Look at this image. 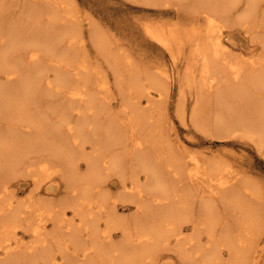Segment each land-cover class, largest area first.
<instances>
[{
	"label": "bare ground",
	"instance_id": "bare-ground-1",
	"mask_svg": "<svg viewBox=\"0 0 264 264\" xmlns=\"http://www.w3.org/2000/svg\"><path fill=\"white\" fill-rule=\"evenodd\" d=\"M200 1L201 7H198V10L200 14L203 13L205 20L208 22V27L205 29V32L203 34H197L199 35V41L196 42L197 46L193 50L195 57L192 61L198 64L200 63V61L202 63L199 77L200 83H198L199 85L197 88L199 91L197 90L198 94H195L197 97H195L196 101L194 100V103L196 104H194L195 106L191 113V121L197 123L199 120L203 119L201 122H205L204 126L207 125L205 127H209V129L211 130L223 129L232 131L244 129L246 132H252L253 134L257 133L263 140L264 58H260L261 61L259 62H253L250 60L243 61L241 64L236 62L238 60L236 58L237 60L235 59L236 61L233 62L234 59L230 56L231 52L226 49L227 45L222 39L223 30L221 28L224 23L232 22V17L237 16L235 15V12H239L241 10L239 9V11H237L240 3L238 5V3L232 4L230 2L228 3L229 6H225L220 10V8H216L215 4L213 6H210V8L207 7L206 4L212 5V3L208 0ZM242 1L244 0H241L240 2ZM244 2L245 7L241 10L242 12L240 13V15L237 16L238 20L244 21L245 19L254 15L258 10H261L263 18H261V21L254 19L255 21H258V24H255L257 25L255 27H259V24H262L264 26V0H247V2ZM222 3L223 1L221 2V4ZM48 4H50V2ZM50 6L51 5H49V7ZM3 7L4 6L0 5V14L4 12ZM62 7H60L61 11L59 12H66L69 9L68 8L65 9L66 11H62ZM37 10L38 9H35L34 11ZM52 10L53 9H51V11ZM69 11L70 10L67 11V14L65 16L59 14V12L56 11L57 13L54 14L51 21H48L49 24L51 23L50 27H48L50 28L49 36L52 39V44L51 40L50 42L47 41L45 44L39 42L38 38H33L32 33L34 31V25L32 22L33 19H31L30 17L29 18L31 19V21L29 19L28 20L29 22H32V24L28 23V25H31V30H28L27 23H23L24 21H20V19L14 20V22L12 21V23L9 22L10 30L9 34H5L6 36L0 29V73H4V77L7 81H13L16 78H20L15 85V87L19 90V92L15 96H12L9 93H4L3 91H1L4 90L3 87L0 86V248L2 246L4 251L3 253L5 255L7 254L6 257L3 256L4 258L0 257V264H24L25 260L28 259L29 260L25 264H37V261L41 260L43 261V264H75V259H77L76 264H145L147 258H150V255H152L159 249H163V247L166 246L170 249H174L179 254H184L186 262H189V264H259V261L257 259L258 254L255 253L259 252L260 250H255V245L253 243H249V241L247 240L252 239V234L255 235L256 232L262 231V212L259 210V206L257 205V203L254 202V194H256L255 191L257 190H252V186L248 184V182H246L248 181V179L244 177L245 179L243 181V177H241L242 179H237V177H230L228 179L218 178L216 183L212 184L210 182V177L212 174L214 175L217 173L215 164H213L214 162L206 159H198L197 156H194L192 154L188 156L186 155L189 158V161L185 162L184 164H186L187 167H191L193 165L196 169L195 173L191 175L189 180L190 182H192L191 184H197V187L189 186L186 188L181 185V187L179 188V185L176 186L169 183L171 179H169V181L166 180L167 178H164L165 180H161V174L157 172L153 173V176L151 175L152 167L148 162L149 160L151 161L154 158H152L150 155L151 159L149 158L148 160V158L146 157L148 150H154L155 148L160 146V148L156 149V151L158 150L159 153L163 154V157L164 152H166V156L169 155L171 158L173 156L175 157V154H172V150L167 154L168 150L165 151L163 149L164 141L160 139L162 136L158 135L162 131L161 128L157 127V124L160 123L161 120V118L159 120V116L163 115L161 111L164 109V104L161 105L163 103V101L161 100V97L163 96L162 92L159 89V94L161 96L158 97V99L162 102H160L161 104H158L159 101L155 100V96L150 91L151 87L145 84L146 81L144 82V85L141 84L143 80H138L140 78H138V74L141 72H138V68L135 69L133 66L130 67L129 71L131 74L127 72V67H123V69L121 68L122 72H120V70H115L117 71L119 77L121 76V74H123V72H127L124 74H130L131 76H127L128 78L130 77L129 79L127 78L128 80H126V78L124 77V80L126 81L119 78L118 86L120 90L123 91L122 98L120 99L122 109L116 114L111 112V100L113 99L111 98L112 92H110L111 89H109V87L107 88V85L105 84L107 75H101V72H99L101 66L98 70L95 69L98 72H94L95 81L93 82H96L95 85H97L98 87V90L95 87L93 88L95 92L94 90L92 91V88H89V85L88 87L85 86L88 83L86 82V79L90 78V76H88L87 74L89 71L86 74H81L88 69H86L85 71L79 70L77 72L78 77H82L81 79H83V83L85 79V85H83L85 86V88L87 87V89L83 88L85 89L84 91L79 89V92L77 91L78 93L74 91L70 92L72 93V96L77 97L74 101L79 102V109H77V107L75 110H77L78 118L80 119L75 123V125L73 124L72 126H70V130L74 131L72 133L74 134V141L78 139L79 134L84 135L82 141L78 144L79 147L76 146L78 150L73 149L75 152L80 151V154L76 156L74 154L75 152H73L72 150H68L66 152L59 151V153H56L45 147V133L44 135L42 134L44 128L42 124L43 119L40 118L42 116H32L30 114V106L34 104H36L37 106V102L40 101L39 99L42 97L39 96V94L42 95L44 90H46L45 87L47 86V88H53L52 82L48 81L45 84L46 86L43 85L45 86L43 89L40 88L39 90H37L34 88L33 90L34 84L33 82H30L31 80H33H30V78H33L30 77L31 74L28 75L30 77V81L26 77V79L21 77L23 74L18 78L19 69L17 70L15 68L16 66L12 67V65H10V62H12V59L15 61L17 57H20L22 59L26 57L25 53L22 54V49L25 51V49L28 48L29 51L27 56L30 60L29 62L31 63H37L39 61L38 58L41 57V51L45 50V52L48 53L54 52L55 50L59 51L58 47L63 43L60 41L66 38L67 39L65 41L71 39L74 33L77 32L78 23H76V25L74 24L75 26L72 24V21L75 22V20H77V18L75 17L76 15L69 14ZM68 14L69 16L71 15V17H75L76 19L74 18L70 20L71 18H69V20L71 21H69L70 23L65 21L68 20ZM59 21H63L62 23L65 24V27L62 30L60 29V31L57 27H62L63 25L57 26L58 24L56 23H59ZM235 22L236 21H233L231 25H233ZM245 25L248 27L251 26L249 25V23ZM81 26L82 24L80 25V27ZM260 27L262 28L261 25ZM147 30V32H149L150 35L156 39V41L159 40L160 42L166 44L168 47L172 46L171 42H173L174 38L171 41V32L167 34L160 29L152 27H148ZM199 31L201 32V30ZM45 32L47 33V31ZM40 33L42 34V32ZM78 33L80 32L78 31ZM190 33L186 35L190 36ZM34 35L36 37V33ZM186 35H184V37H186ZM192 36L193 35H191V39ZM75 37L73 38V40L76 39ZM96 38V42L100 45L99 48L103 49L104 51H108V49L112 48H108L109 45L107 46L105 44V41L100 38V34H98V32ZM181 38H183V36H181ZM178 41L180 42V40ZM70 42H68L69 46L67 44L66 46L64 44L65 42L63 43L67 47V49L68 47L72 49L70 47ZM173 44L175 43L173 42ZM179 44L180 43H177V45ZM106 46L107 48H105ZM72 47L74 48V46ZM67 49L64 48V50ZM191 50L192 48L190 49V51ZM60 51L58 52V55ZM10 56L12 59L10 58ZM61 56L63 58H66V53H62ZM67 56H69V54ZM54 57L55 58L53 59L56 60V55H54ZM105 58L109 59L107 57ZM187 60L189 62L191 59ZM24 61L26 62V60ZM47 62L45 64H48ZM188 62L186 61V64ZM110 63L111 62H109L108 64L110 65ZM15 64H17V62H15ZM23 64L25 65V63ZM188 64L187 65L189 67L192 66V64L190 65V62ZM198 64L195 67H198ZM19 66L21 67V65ZM77 66L79 68L86 67L85 63L82 64V62ZM114 67L116 66L114 65ZM131 68H134V71ZM189 69L187 70L186 75L189 74L193 76L192 74L194 73V71L191 68ZM46 70L45 72L49 73V69ZM41 71L44 70L42 69ZM195 71L198 72V69H195ZM190 72L193 73L190 74ZM170 75H168L167 77L170 78ZM78 77H76V79H78ZM186 78H188V76ZM189 78L191 80V77ZM91 80L92 79H90V82ZM160 81L162 80L160 79ZM168 81L171 82V78ZM168 81L166 82L165 80L164 83L167 84L169 83ZM162 84L161 86H163ZM164 86L167 87V85ZM75 88L78 89V86H75ZM239 89L242 94L241 98H243V100L249 105L248 107L240 108L238 112H233V110L228 106H230L231 104V98L233 94ZM60 91L61 90H59V92ZM32 92L34 93L32 97L29 98L28 96H26L31 94ZM142 96H146L147 106H143V104L141 105ZM255 99H258L259 102H261L260 106L257 105V103L252 102ZM205 100H207V102H205L204 104L203 102ZM157 101L158 103H156ZM218 104L221 106V112L216 114V111H218ZM252 106H254V108H252ZM35 110L36 109H34L32 112L34 113ZM205 112L210 114L208 119L206 117L208 115H204ZM92 113L95 118L91 115ZM212 114H216L213 119H211ZM91 119L92 121L96 120V123H94V121L90 122ZM115 120L118 123H116ZM67 121L68 123H70L69 120ZM20 123L23 124V127L27 128L28 136L24 134L26 133L24 130L18 128ZM93 123L97 124L102 130L93 133V135L95 134L94 136H89L91 137L92 141L94 140V145L92 146L93 155L89 153H86V155H84L83 146L88 141V131L85 130H87L89 125L93 126ZM199 123L200 122H198V124ZM90 126L89 128L92 127ZM99 127L97 128L98 130H100ZM119 134H121L120 136H122V134L124 136L123 138H121L120 142H118ZM132 137L133 142L131 146L133 148L127 146V140ZM161 143L163 145L162 147L160 145ZM119 144L124 146V149H122L120 153L118 151L119 146L117 147V145ZM38 149L39 151L43 150V152L41 153L45 152V154H47L46 151H51V153L49 152L50 154H48V156H45L44 158L41 157L43 159H37L38 161L30 160V162H26L24 160L25 162H23L21 160V157L23 155H27L31 152H33L34 154L35 150H37L36 152L38 153ZM159 149L161 150V152ZM161 154H158V156H160ZM80 158L86 159L85 163L86 167L88 168V172H86L85 174H82L81 171L79 172L78 161ZM172 159L174 160L175 164L173 165L175 168H186L183 167V162L181 163L180 160L178 162L177 160H175L176 157ZM52 163L53 166H61V169L64 170L63 176L68 178V188L71 189L72 195H70V197L73 198V201H71L69 206L76 211L75 214H82L85 221V223H83L84 221H82V224L85 225L86 228L83 225L81 226L80 223L79 226H74L77 225L75 224L76 222H72V225L69 224V219H67L65 216V208V210L62 208L63 211L58 212H56L58 209H53L52 211L54 212V214L50 212V209H52V207L54 206L49 203L50 205L46 206L47 210L49 211V218L47 219L48 221L51 220L56 222V227L54 224L53 229L50 230V228H48V226L42 222L46 212L44 214L41 213L43 217L39 218L40 221L37 220L35 222H32L33 220L29 219L30 211L24 210L22 208L23 204H21L20 201L18 202L15 200V196L12 192L13 189H10V180L12 179L10 176H14L16 172L18 173V171H20L21 169L23 171L26 170L27 172H32L35 166L36 169L42 168L47 170V168L51 166ZM140 166L141 168L139 169ZM166 166L167 165H164L165 169ZM184 169L181 171L183 172ZM142 171H145L146 173L147 178L145 182H141V175L138 176L139 172ZM6 172H9L8 179L3 176V174ZM174 172H176V170ZM179 172L180 170L177 171V173ZM116 173L119 175L118 179L120 178L122 187H124V192H120L119 194L121 195L123 193V195L126 197V199L123 198L125 201H130V198L133 197L131 202H135V205L140 210L138 212V218L136 219L135 223L133 222L134 220L132 221L128 220L126 217H121L116 208L117 204L119 203V199H112V195L114 193L111 192V195L109 194L110 192H107L104 188L107 182L106 178L111 175L114 176L113 174ZM161 173H163V169ZM181 174L183 175V173ZM175 176L178 175L176 174ZM216 176L217 174L215 175V177ZM4 178H6L7 180H4ZM177 179L178 177H176L175 180ZM175 180L172 179L171 181L174 182ZM97 186L98 188H100L99 191L96 190ZM244 188L251 190V198L247 196L245 197V195L247 194H243ZM94 190L98 192H94ZM258 197L259 196L257 194V198ZM94 199H96V205L92 206L91 204ZM110 199L112 201H110ZM259 202L260 201H258V203ZM97 205L101 208V210L97 208ZM34 206L36 207V204ZM55 207L57 208V206ZM66 208L69 209V207ZM62 209L60 208V210ZM101 218H104L105 220V227L102 228L103 231L102 229H99L101 224L99 223V221ZM24 222L26 224H24ZM130 222H133L134 224ZM187 222L191 223V225L193 226V232L191 234H187V232L185 231V235L183 225ZM19 226L26 230L28 226L29 228L31 226L30 230L33 232L32 237L35 239V241L33 240V242H31L30 244H26L28 242H24L21 238L18 239V233L14 234V232H16V228H19ZM84 229H87L86 233L82 232ZM117 230L122 232L123 238L121 241L115 242L113 241L112 237L113 231ZM263 232L264 231H262L261 233L264 234ZM204 233L207 236V239L205 241H203L201 237V235H203ZM11 234L14 235L11 236ZM84 234L86 237L84 236ZM246 235L249 238H245ZM103 237L106 239V241H104ZM255 240L252 239L251 242H254ZM225 247L228 249V258H224L225 255L223 253V250L226 249ZM0 255H2L1 251ZM71 259H74L73 263L71 262Z\"/></svg>",
	"mask_w": 264,
	"mask_h": 264
},
{
	"label": "rangeland",
	"instance_id": "rangeland-1",
	"mask_svg": "<svg viewBox=\"0 0 264 264\" xmlns=\"http://www.w3.org/2000/svg\"><path fill=\"white\" fill-rule=\"evenodd\" d=\"M51 1H53V2H51ZM51 1L48 0V2H47V0H0V2H1L0 5L4 6L3 7L4 12L2 14H0L1 15L0 29L2 30L4 35L5 34L7 35V33L9 34V30H10V23L9 22L12 23V21L14 22V20L20 19V21H24L23 23H27V25H28V23L32 24V22H33V25H34V29H33L34 31L32 33L33 38H38L39 42H42L45 44L47 41L50 42V40H51V44H52V39L49 36V33H50L49 27H50L51 23L49 24L48 21H51L54 14L57 13L56 11H58V12L61 11L60 7L64 6L67 8L62 7V11H66L65 9L69 8L68 9V10H70L69 14L76 15L75 17L77 18V20H75V22L72 21L73 25L74 24L76 25V23H78L77 24L78 25L77 26V32L74 33V35L76 34L75 35L76 37L73 35L71 37V39H69L67 41H65L67 38L60 41L63 43L65 42L64 44L65 45L67 44L68 46H69L68 42L71 41L70 47L72 49H70L69 47L67 49V47H66L67 45L65 46L63 43L62 44L59 43L63 46L62 47L61 45H59V47H58L59 51H60V49H61V51L64 50V48L67 49V50L62 51V53H66V58L65 57L63 58L61 56V54H62L61 51H60L61 54L59 53V55H60L59 56L58 55L59 51L55 50L56 53H55V51L48 53V52H45V50H44V51H41V53H40L41 57L38 58L39 61L37 60L38 61L37 63L36 62L31 63V62H29L30 60L27 56L28 51H29L28 48L25 49V51L22 49V51H23L22 54L25 53V56H26L23 59L20 57H17L14 61L10 56V58L12 59L11 60L12 62H10V65H12V67L16 66L15 68L17 70L19 69V71L21 72L20 73L18 71V73H19L18 78L22 74L23 75L21 77H23L24 79L27 78L29 80L30 77H33V78H30V80L31 79H33V80H31V81L29 80L31 83L33 82V84H34L33 90H34V88L37 90H39L40 88L43 89L46 86L45 84L48 81L52 82L53 88H47L48 87L47 86V87H45L46 90H44L42 95L39 94V96H42V97L39 99L40 101L37 102V106H36V104L30 106V111H31L30 114L32 116H35V117L42 116L40 118L43 119L42 124H43L44 128H43L42 134L44 135V133H45V135H44L45 143H46L45 147L56 152V153H59V151H65L66 152L68 150H72L73 152H75L73 149L78 150V148L76 146L79 147L78 144L82 141V138L84 137V135L79 134L78 139L76 141H74V139H73L74 134H72L74 131L70 130V126H72L73 124L75 125V123L78 120H80L78 118V112H77V110H75L79 106L78 105L79 102L74 101L77 97L72 96V93H70V92L74 91V92L78 93L79 89L84 91L85 89H87L88 85H89V88H92V91L94 90L93 89L94 87L97 88V90H98L97 85H95L96 82H93V81H95L94 72L96 70H98L101 66V68L99 69V72H101V75L102 74L107 75V78H106L107 80H106L105 84L107 85V88L109 87V89H111V91L110 90L109 91L112 92L111 98H113V99L111 100V102H112L111 112L116 114L122 109L120 99L122 98L123 91L120 90V88L118 86L119 78L124 80V77H125L126 80H128L131 77L130 76L131 73L129 71V68L133 66L135 69L138 68L137 69L138 72L141 71L138 74L139 75L138 78L140 77L141 79L137 78L138 80H141V81L143 80L141 82V84H144V82L146 81L145 84L147 86L151 87L150 91L155 96V98H156L155 100L159 101V103H158V101L156 103L161 104L160 102L163 101V103L161 104V105L164 104V109L161 111L163 115H160L161 117L159 116V120H160V118H161V120H160V123L157 124L158 125L157 127L161 128V130H162L161 133H159L158 135L162 136L160 139H162V141H164L163 142L164 146L161 143L160 144L161 147L163 146V149L165 151L168 150L167 154L169 153V151L172 150L171 151V152H173L172 154H175V157H176L175 160H177V162L180 160L181 163L183 162L182 163L183 167H186L185 169L183 168L184 169L183 172L181 171V170H183L182 168L181 169L175 168L173 165L175 163H174V160L172 159L175 157L173 156L171 158L169 155L166 156V152H164V157H163V154L159 153L158 150L156 151V149L160 148V146H159V147L155 148L154 150L151 149L152 151L147 149L148 151H147L146 157L148 158V160H149V158L151 159V157L154 158L153 160H151V161L149 160V162H148L149 165L152 167L151 168V170H152L151 175L153 176V173L157 172V173L161 174L160 175L161 180L162 179L165 180L164 178H167L166 180H168V181H169V179L175 180L176 177H178L177 180H175L174 182H172L170 180L169 183L171 185H176V186L179 185L178 186L179 188L181 187V185L183 187H186V188L189 186L197 187L198 186L197 184H195V185L191 184L192 182H190V180H189L191 175L195 173L196 169L194 168L193 165L191 167H187L186 164H184L185 162L189 161L188 160L189 158L187 156L192 154L194 156H197L198 159L200 158V159L210 160V161L214 162L213 164H215V167L217 170V173H216L217 176L215 177L216 174H214V175L212 174L213 176L211 175V177H210V182L212 184L216 183L218 178L228 179L230 177H237V179H242L241 177H243V181L245 178L248 179V181H246V180L245 181L248 182V184H250L252 186V187L251 186L250 187L252 188L253 191H254V189L257 190V191H255L256 194H254V196H255L254 202L257 203V205L259 206V210L262 212V214L260 213L262 215V220H261L262 228L261 229H262V231H264L263 230L264 229V218H263L264 217V138L262 140V138L259 137V135L257 133L253 134L252 132H246L244 129L232 130V131H227V130H223V129L222 130H216V129L211 130V129H209V127H205L207 125L204 126L205 122H201L203 119L198 121L201 124L200 123L198 124V122L196 123L194 121H191V113L194 109V106H195L194 104H196V103H194V100L196 99L195 97H197L196 95L198 94V91H199L197 88L199 85L198 83H200L199 77H200V68H201V63H202L201 61L199 64L195 62L196 63V65H195L194 61H192L195 57L193 50L197 46L196 42L199 41L198 36L200 34H203L205 32V29L208 27V22L205 20L203 13L200 14V12L198 10L199 9L198 7H201L200 6L201 1L200 0H58L59 2L57 0H51ZM208 1L211 2L212 5L206 4L207 7L210 8V6H213L215 4L216 8H218V9L220 8V10H221V8H224L225 6H229L228 3H230V2L232 4L238 3V5L240 3V6H239L237 11H239V9L242 10L245 7L244 1L247 2V0H244L242 2H240L241 0H234V1L233 0H228V1L227 0H218V1L217 0H208ZM216 1H217V3H216ZM222 1H223V3L221 4ZM45 2H47V3H45ZM49 2H50V4H48ZM49 5H51V6L49 7ZM242 5H243V7H242ZM35 7H38V8H35ZM58 7H59V9H58ZM211 8H213V7H211ZM35 9H38V10L34 11ZM51 9H53V10L51 11ZM30 10H32V11H30ZM39 10H40V12H39ZM48 10H49V12H48ZM241 10L239 12H235V15H237V16L240 15V13L242 12ZM46 11H47V14H46ZM67 11L66 12H59V14L65 16L67 14ZM63 13H65V14H63ZM69 14H68V16H69ZM47 16L49 18L50 17L51 18L49 19ZM237 16L236 17L234 16L231 19L232 22L236 21L233 25H231L232 22H226V23H224V25L221 28L223 30L222 31V37H223L222 39L225 42V44L227 45L226 49L229 50V52H231L230 56L234 59V60L232 59L233 62L236 61L237 59L238 60L236 62L240 63V64L243 61H250V60L253 62L261 61L260 58L261 59L264 58V26L262 24H259V27L261 25L262 28L260 27V29H259V27H255V26H257L255 24H258V21L254 20V19H257V20L261 21V18H263L261 10H258L254 15L245 19L244 21L238 20ZM29 17L31 19H33L32 22H29V20L31 21V19ZM25 18H27V19H25ZM69 18H71L70 20L74 19L70 15L68 17V20H65V21L69 22L70 21ZM27 20H28V22H27ZM78 20H79V22H78ZM35 21H36V23H35ZM62 22L63 21H59V23H56V24H58L57 26L63 25L62 27H57L59 29V31H60V29L62 30L65 27L64 26L65 24H63ZM248 23H249V25H251L252 23H254V24H252L250 27H248L245 25ZM1 24L5 25V26H3ZM21 24H22V22H21ZM81 24H82V26L80 27ZM35 25L37 28L35 27ZM148 27L160 29L167 34L171 32V34H172L171 41L174 38L173 42L175 44H173V42H171L172 46L168 47L166 44L160 42L159 40H158L159 42L156 41V39L153 38L149 32H147ZM31 29H32L31 25H28V30H31ZM44 29H45V31H47V33L44 31ZM36 30H38V31H36ZM199 30H201V32ZM78 31L82 34L78 33ZM197 31H198V33H197ZM38 32H39V34H38ZM40 32H42V34ZM43 32H45V33H43ZM97 32H98V34H100V38H102V40L105 41V44L107 46L109 45L108 48L112 47V48L108 49V51H104L103 49L99 48L100 45L96 42L97 41V38H96ZM35 33H36V37L34 35ZM188 33H190V36L186 35ZM197 34H199V35H197ZM184 35H186V37H189L190 39L184 37ZM191 35H193L192 36L193 40L191 39ZM167 36H169V35H167ZM181 36H183V38H181ZM74 37L76 39L73 40ZM175 38L180 40V42ZM182 40L184 43L182 42ZM177 43H180L179 44L180 46L177 45ZM181 44H183V45H181ZM72 46H74V48ZM107 46L105 48H107ZM170 48H171V50H170ZM191 48H192V50L190 51ZM55 49H56V46H55ZM70 50H72V51H70ZM122 52H123V54H122ZM52 53L54 55H56V60L53 59L55 57ZM12 54H15V53H12ZM68 54H69V56H67ZM109 56H111V57H109ZM122 56H124V57H122ZM191 56H193V57H191ZM57 57H59V58H57ZM105 57H107L109 59H106ZM117 58H118V60H117ZM250 58H252L253 60ZM187 59H189V60L191 59L189 61L190 65L192 64V66L195 67L198 64V67H195V68L192 66L189 67L188 66L189 62ZM24 60H26V62ZM49 60H51V61H49ZM68 61H70L71 63ZM186 61L188 62L187 63L188 65L186 64ZM15 62H17V64H15ZM46 62L48 64H45ZM51 62H53V63L55 62L54 65ZM67 62H68V64H67ZM81 62H82V64L85 63V65H86L85 68L84 67L79 68L77 66ZM109 62H111L110 65L108 64ZM18 63H19V65H21L22 68L18 65ZM23 63H25V65ZM49 63H51V64H49ZM125 63H127V64H125ZM128 63L130 66L128 65ZM131 63L134 64L135 66L132 65ZM34 64H36V65H34ZM73 64H77V65H73ZM114 65L117 68L114 67ZM121 65H122V67H121ZM25 66H27V67H25ZM123 67H125V68L127 67L126 70L130 74L126 75L124 73H127V72H123V74H121V76L119 77L117 71L120 70V72H122L121 68L123 69ZM185 67H186V69H185ZM40 68H41V70L43 69L44 71H41ZM134 68H131V69H133V71H134ZM189 68H191L194 71V73L192 72L193 74L190 72V74H192L193 76H191L189 74L186 75V72ZM46 69H49L48 70L49 73L45 72ZM66 69H67V71H66ZM86 69H88V70L85 71ZM195 69L196 70L198 69V72H196ZM79 70L85 71V72L81 73L82 75L86 74L89 71L87 74H88V76H90V78L86 79V82H88L87 85H85V79H84V83H83V81H82L83 79H81L82 77H78L77 72ZM115 70H117V71H115ZM184 71H185V73H184ZM96 72H98V71H96ZM144 72H145V74H144ZM28 75H30V77ZM168 75H170L169 77L171 78V82L168 81V80H170V78L167 77ZM4 76H5L4 73H0V77H1L0 78V86L3 87V89H4V90H1V89L0 90L3 91L4 93H9L12 96H15L19 92V90L15 87V85L20 78L19 79L16 78L13 81H7ZM44 76H46V77H44ZM127 76H130V77L128 78ZM151 76H153V77H151ZM187 76H188V78H186ZM76 77H78V79H76ZM149 77H151V78H149ZM189 77H191V80ZM90 79H92L91 82H90ZM160 79L162 81H160ZM126 80H124V81H126ZM165 80H166V82L168 81L169 83L165 84L164 83ZM114 81H115V83H114ZM161 82L164 84H162ZM170 83H172V84H170ZM83 84L87 87L85 88V86ZM161 84L163 86H161ZM41 85L42 86L45 85V86L42 87ZM93 85H95V86H93ZM164 85H167V87ZM36 86H38V87L40 86V87L38 88ZM75 86H78V89H76L77 87L75 88ZM83 88H85V89H83ZM156 89L158 91L160 89V91L162 92V95H163L161 97L162 101L158 99V97H160L161 95L159 94L160 91L158 92ZM59 90H61V91L59 92ZM94 92H95V90H94ZM33 95H34V93L32 92L31 94L26 95V96H28L30 98ZM114 95H115V97H114ZM193 95H194V97H193ZM241 96H242V94H241V91L239 89L233 94V96L231 98L230 106H228V105H226V106L230 107L233 110V112H238V110L240 108L248 107L249 104H247L243 100V98H241ZM248 100H250V99H248ZM205 102H207V100H205L203 103L205 104ZM252 102L257 103V105H259V106L261 104V102H259L258 99H255ZM142 104H143V106H147L146 105L147 104L146 96L141 97V105ZM259 106H257V107H259ZM257 107H255V108H257ZM220 108H221V106L218 104V111H216V114L221 112ZM252 108H254V106H252ZM34 109H36V110L33 113L32 111ZM77 109H79V107ZM37 112H38V114H37ZM216 114H212L211 119H213V117H215ZM91 115L94 117L93 113ZM204 115L205 116L208 115V116H206L208 119L210 114L205 112ZM87 116H89V115H87ZM67 120H69L70 123H68ZM93 121L91 119L90 122H93ZM115 122L118 123L116 120H115ZM94 123H96V120L94 121ZM94 123H93V126L91 125L92 127L89 125L91 128H89V126H88L87 130H85V131H88V133H87L88 134V138H87L88 141L83 146L84 147V149H83L84 155H86V153L93 155V152H92L93 147L92 146L94 145L93 144L94 140L92 141L91 137H89V136H94L95 134L93 135V133H96V132H99L102 130V129H100V127L97 124H94ZM98 127L100 130L97 129ZM18 128L24 130L26 132L24 134L26 136H28L27 128L23 127V124L20 123ZM43 135H42V137H43ZM120 135L121 134L118 135V140H119L118 142H120L121 138L124 137L123 134H122V136H120ZM42 137H41V139H42ZM102 137H103V134H102ZM99 138H101V137H99ZM92 139H93V137H92ZM132 139H133V137L127 140V146L128 147H132L131 146L132 142H133ZM163 139H165V140H163ZM69 144H70V146H69ZM117 147L119 149L118 150L119 153L122 151V149H124V146L120 145V144L117 145ZM36 151L37 150L34 151V154H33V152L28 153V154L25 153L27 155H23L21 157V160L23 162H25V161L30 162V160L31 161H33V160L38 161V160H40L41 157L44 158L45 156H48V154L51 153V151H46L47 154H45V152L41 153V152H43V150L39 151V149H38V153ZM160 152H161V150H160ZM74 154L76 156H78L80 154V151L75 152ZM158 154H161V155L158 156ZM150 155H151V157H150ZM181 156H182V158H181ZM155 157H156V159H155ZM43 158H41V159H43ZM157 158H158V160H157ZM85 161H86V159H84V158H80L78 161L79 172L81 171L82 174H85L86 172H88V170H87L88 168L86 167ZM164 165H167L166 169H165ZM168 165H169V167H168ZM57 167L58 166H53V163H52L51 166L48 167L50 170L48 168H47V170L42 169V168L36 169V166L34 167V170L32 172H27L26 170L23 171L21 169L20 171H18V173L16 172V174L14 176H10L12 178L10 180V183H11L10 189H13L12 192H13V195L15 196V200L18 202L20 201L21 204H23L22 208L24 210L30 211V218L29 219L33 220L32 222H35L37 220L40 221L39 218L43 217V215L41 213L44 214L46 212L42 222L44 224H46L48 226V228H50V230L53 229L54 224L56 227L55 221H51V220L48 221V219H47V218H49V216H48L49 211L47 210L46 206L51 204L54 207H52V209H50V212H52L54 214V212L52 211L53 209L54 210L58 209L56 211V212H58V211H63V209L65 208L66 209V210L64 209L66 211L65 216L67 219H69V224L72 225V222L73 223L76 222L75 224H77V225H74V226L77 227L80 224L82 226L83 225L82 221H84L82 214L76 213L77 215H79V216H77L75 214L76 211L69 206L71 201H73V198L70 197L71 189L68 188L69 187L68 186L69 182L67 181L68 178L63 176L64 170L61 169V166H59L58 168ZM159 167H160V170H159ZM140 168H141V166L139 167V169ZM161 168L163 169V173H161L162 172ZM175 170H176V172H174ZM178 170H180V172L183 173V175L180 172L177 173ZM57 171H59V172L61 171V172L59 173ZM191 172H193V173H191ZM8 173L9 172H6L3 174V176L6 177L7 179L9 178ZM170 173H172V174H170ZM176 174L178 176H175ZM113 175L114 176L111 175V176H108L106 178V181L108 182V184L106 182V185L104 184L105 185L104 188L106 189L107 192H110L109 194L112 195V193H114L112 195L113 196L112 199H114V198L119 199L118 200L119 203L117 204L116 208H117L118 213L121 215V217L122 216L126 217L128 220H132V221L134 220L133 222L135 223L136 219L138 218V212L140 210L135 205V202H133V203L131 202L133 197L130 198V201H125L124 199H126V197L123 195V193L121 194L123 197L119 194L120 192H124V187H122L120 178L118 179L119 175L117 173L113 174ZM139 175H141L140 176L141 182L142 181L145 182L146 178H147L145 171L139 172L138 176ZM6 178H4V180H7ZM99 189L100 188H98V186H97L96 190L99 191ZM98 191L94 190V192H98ZM250 192H251V190H249V189L244 188V190H243V194L244 193L247 194V195H245V197L247 196V197L251 198ZM257 194L260 197V200H259V197L257 198ZM47 198H49V199H47ZM252 200H253V198H252ZM256 200H257V202H256ZM110 201H112V200L110 199ZM258 201H260L259 202L260 205H259ZM95 202H96V199H94V201L92 202L91 205L92 206L96 205ZM28 204H29V206H28ZM35 204H36V207L34 206ZM55 206H57V208ZM66 207H69V209H67ZM60 208L61 209L63 208V209L60 210ZM97 208L101 210V208L99 206ZM31 214H32V216H31ZM139 215H140V213H139ZM133 222H130V223L134 224ZM83 223H85V221ZM99 223H101L100 227H99V229L101 230L103 227H105L104 218H101ZM24 224H26V223L24 222ZM83 226L86 228L85 225H83ZM183 227H184V232L186 231L187 234L188 233L191 234L193 232V226L191 225V223H188V222L184 223ZM30 228H31V226H30ZM30 228L28 226V228H27L28 231H27L26 229H23L19 226V228H16V232H14V234L18 233V239L21 238L24 242H28L26 244H30L31 242H33V240L35 241V239L32 237L33 232L30 230ZM84 230L82 232L86 233L87 229H84ZM102 231H103V229H102ZM186 232L184 233L185 235H186ZM261 232L258 231V232H256L255 235L252 234V236H251L253 240L256 239L254 242H256L257 245H256V243L251 242L252 239L251 240L246 239V240L249 241V243H253L255 245L254 246L255 250H260L259 252L255 253V254H258L257 259L259 261V264H264V234H262ZM14 234H11V236ZM63 234H64V231H63ZM204 234L201 235L203 241H205L207 239L206 234L205 235ZM258 234H259L260 239L258 237ZM84 236H85V234H84ZM248 236H249V233H248ZM248 236L246 235L245 238H249ZM112 238H113V241H115V242L121 241L123 238L122 232L119 230L113 231V237ZM103 239H104V241H106V239L104 237H103ZM100 241H101V239H100ZM169 245H171V244H169ZM131 247H133V246H131ZM171 249L166 246V247H163V249H161V250L159 249V250L155 251L152 255H150V258H147L145 264H147V263L148 264H189V262H186L184 254L183 255L179 254L174 249H172V250ZM255 250H254V252H255ZM0 251L2 252V255H0V257H3V256L6 257L7 256V254L5 255L3 253L4 251H3L2 246L0 248ZM223 251H224L223 253L225 255L224 258H228L229 257V254L227 252L228 249L226 248ZM28 260H25V263ZM73 260L74 259H71L72 263L74 261L77 262V259H75L74 261ZM76 262H75V264H76ZM37 264H43V261L42 260L37 261Z\"/></svg>",
	"mask_w": 264,
	"mask_h": 264
}]
</instances>
